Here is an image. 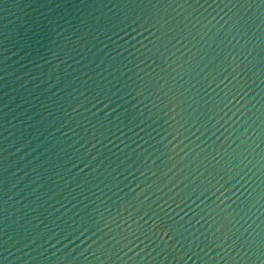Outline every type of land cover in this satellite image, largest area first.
Here are the masks:
<instances>
[{"label": "water", "instance_id": "obj_1", "mask_svg": "<svg viewBox=\"0 0 264 264\" xmlns=\"http://www.w3.org/2000/svg\"><path fill=\"white\" fill-rule=\"evenodd\" d=\"M0 264H264V0H0Z\"/></svg>", "mask_w": 264, "mask_h": 264}]
</instances>
